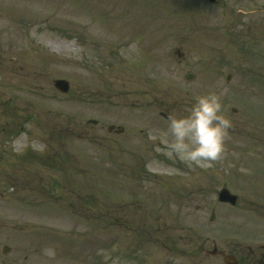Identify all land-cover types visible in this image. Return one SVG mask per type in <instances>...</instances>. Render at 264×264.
<instances>
[{"label": "rangeland", "instance_id": "obj_1", "mask_svg": "<svg viewBox=\"0 0 264 264\" xmlns=\"http://www.w3.org/2000/svg\"><path fill=\"white\" fill-rule=\"evenodd\" d=\"M262 4L0 0V264H195L200 245L264 243ZM210 92L231 127L198 167L168 124Z\"/></svg>", "mask_w": 264, "mask_h": 264}, {"label": "clouds", "instance_id": "obj_2", "mask_svg": "<svg viewBox=\"0 0 264 264\" xmlns=\"http://www.w3.org/2000/svg\"><path fill=\"white\" fill-rule=\"evenodd\" d=\"M222 95L210 92L198 96L187 116L169 118L168 128L173 137L170 152L198 167H208L223 157L231 121L223 115Z\"/></svg>", "mask_w": 264, "mask_h": 264}, {"label": "flooded vegetation", "instance_id": "obj_3", "mask_svg": "<svg viewBox=\"0 0 264 264\" xmlns=\"http://www.w3.org/2000/svg\"><path fill=\"white\" fill-rule=\"evenodd\" d=\"M208 251V250H207ZM207 253V252H206ZM217 256H210L203 253V259H199L198 263L195 264H225L224 257L221 254L231 255L233 254L237 260V264H260L264 263V248H224L222 250L216 251ZM207 262H217V263H207Z\"/></svg>", "mask_w": 264, "mask_h": 264}, {"label": "water", "instance_id": "obj_4", "mask_svg": "<svg viewBox=\"0 0 264 264\" xmlns=\"http://www.w3.org/2000/svg\"><path fill=\"white\" fill-rule=\"evenodd\" d=\"M188 78L189 79H191L192 78V74H189L188 75ZM56 86H57V88L58 89H60L61 91H63V92H67L68 91V88H69V86H68V83L67 82H65V81H62V80H60V81H57L56 82ZM224 195V194H223ZM222 195V196H223ZM223 200H228V201H230V202H234L235 201V198L233 197H230L229 196V194H227V197H225V198H223V197H221Z\"/></svg>", "mask_w": 264, "mask_h": 264}]
</instances>
